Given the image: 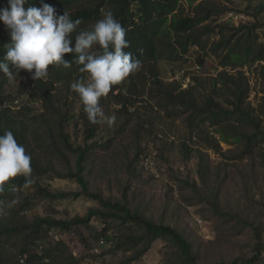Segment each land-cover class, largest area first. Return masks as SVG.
Returning a JSON list of instances; mask_svg holds the SVG:
<instances>
[{
	"label": "trees",
	"instance_id": "trees-1",
	"mask_svg": "<svg viewBox=\"0 0 264 264\" xmlns=\"http://www.w3.org/2000/svg\"><path fill=\"white\" fill-rule=\"evenodd\" d=\"M46 3L53 6L58 14L66 11L75 21L81 20L79 29H88L97 20L103 18L105 11L111 10L114 18L126 29V39L131 47L125 51L140 59L142 68L127 77L119 85L113 86L106 97L100 99V106L105 115L110 116V106H120L113 111L122 120L111 139L101 142L98 135L103 123L92 124L88 121L81 103L78 112V123L81 124L83 145H76L68 133V125L74 119L70 105L66 99L71 84L79 79L87 81L88 73L80 72L82 65L76 63L72 53L64 55L66 61L72 60V67L65 69L59 65H49L48 77L32 80L31 73L25 74L32 86V96L42 102L43 112L37 117L28 118L31 109L21 107L11 95L4 93L8 77L0 72V135L11 130L19 144L24 145L31 156V178L34 183L25 187V177L18 175L8 181L0 191V264H20V257L27 255L25 264H42L36 247L42 245L48 264H80L73 257L62 241H53L51 231L71 232L76 227L89 226L92 220L103 225L95 236L106 237L111 229H118L114 249L128 252L143 245L121 264H131L142 257L151 244L157 239H169L177 248L182 264H199L192 244L176 229L164 224H157L137 211H132L123 200L113 201L102 194L91 191L85 177L87 161L98 149H109L110 144L125 131L130 124L137 142L153 136L155 122L161 119L160 113L168 120L183 118L190 134L196 131L200 139L205 140L209 149L220 152L219 143L239 144L243 149L240 156H251L264 141V97L257 107H252L248 99L249 86L245 74L237 68L264 62V44L258 42L257 24L213 25L212 20L224 14L213 0H191L190 12L184 14L180 8L181 0H28V5L40 7ZM7 0H0V7H5ZM218 36L211 45L213 51L221 53L220 66L223 68L216 77L200 84L198 77H193L190 85L183 89L181 83L174 81L165 83L160 78L161 62L182 59L190 49L196 47L206 50V38ZM75 36V33H73ZM11 39L4 25L0 23V61L6 55ZM75 40L73 38L72 46ZM95 49V46H94ZM202 61H199L201 64ZM15 72V69H12ZM60 85L57 87V85ZM198 88L202 92L197 93ZM24 84L19 88L24 93ZM148 91L147 99L143 96ZM117 92L116 94H114ZM76 96H79L75 93ZM155 104H153L152 100ZM141 102L142 107L130 112V108ZM112 113V112H111ZM45 123L44 130L38 124ZM214 128V136L206 137L203 125ZM77 126V123L75 122ZM42 132L44 137H40ZM44 131V132H43ZM33 140L37 143L32 147ZM191 137L181 143L184 160L191 158ZM37 150L44 153H57L66 157L63 151L75 156L74 168L69 167L65 173L54 169L50 162L43 163ZM165 148L160 149V155ZM43 153V154H44ZM42 154V156H43ZM141 150L139 144L130 166L133 169L138 162ZM224 153H222L223 155ZM199 159V174L204 180L206 163L204 153L200 150L195 155ZM227 157V155H224ZM143 168V167H142ZM135 170V169H134ZM68 179L78 185L76 191H52L41 184V179ZM16 188V191H11ZM85 197L96 201L99 208H91L84 216L71 219H57L52 215L35 216L31 220L26 214L32 210L37 201L77 200ZM214 214L223 218H232L229 213L222 212L214 199L210 201ZM246 224L248 223L245 221ZM138 227L141 233H132ZM255 254L250 258H238L231 262H214L212 264H264L261 254L264 243L255 228Z\"/></svg>",
	"mask_w": 264,
	"mask_h": 264
},
{
	"label": "rangeland",
	"instance_id": "rangeland-1",
	"mask_svg": "<svg viewBox=\"0 0 264 264\" xmlns=\"http://www.w3.org/2000/svg\"><path fill=\"white\" fill-rule=\"evenodd\" d=\"M190 1L181 0L180 8L184 14L190 12ZM213 1L220 10H225L224 14L212 20L213 25L226 24L238 27L257 24L258 42L264 44V0ZM217 39L216 35L206 38L205 51L193 47L182 59L161 62L162 81L165 83L177 81L186 89L190 85H195L192 79L198 77L200 84L205 86L207 79L216 77L223 70L220 66L221 53L211 48ZM199 61H202L201 64ZM237 70L245 74L248 82L247 101L252 107H257L264 97V62L237 68L232 73ZM25 74L27 72L21 70L14 80L8 78L4 93L11 95L21 107L31 109L27 114L28 118L37 117L43 112L42 102L32 96V86ZM22 84L26 89L21 94L19 88ZM199 92H202V88L197 86V93ZM75 93L71 90L66 99L74 117L67 130L71 140L82 146L83 128L77 119L81 101ZM148 95L147 91L143 99L146 100ZM152 102L155 104L153 100ZM139 103L131 108H141L143 105ZM119 108L120 106H110L109 115H114L116 119L111 125L103 123L98 135L101 142L111 139L121 125L122 120L113 113ZM164 116V112H161V119L155 122L153 136L137 142L132 133L134 125L130 124L110 144L109 149H98L91 154L85 171L89 189L113 201L123 200L125 196V201L132 211H137L154 223L176 229L192 244L199 264L231 262L238 258L252 257L256 245L255 228L264 243V141L253 155L240 156L236 160L234 156L239 155L243 146L220 142V152L209 149L205 140L197 136L196 131L190 134L183 118L168 120ZM262 121L264 128V118ZM38 126L44 130L45 123L41 122ZM202 129L205 130L206 137L218 138L214 128L208 124L203 125ZM38 133L41 134L40 137H44L42 132ZM190 137L191 158L185 161L181 143ZM30 140L32 147H36L37 143L32 136ZM138 144L141 154L132 169L129 168L130 160ZM162 147L165 150L160 155ZM197 150L206 155L203 159L206 163L204 180L199 174V159L195 156ZM36 152L43 163L50 162L60 173H65L69 167L74 168L75 156L65 150L64 158L57 153H44L42 150ZM145 157L150 158L153 163L149 170L142 168ZM41 184L52 191L79 189L74 181L68 179L45 177L41 179ZM212 199L222 212L229 213L232 218L214 214L210 204ZM99 207L96 201L85 197L64 201L41 200L35 203L26 216L30 220L35 216L46 215H52L57 219H71L75 216L82 217L89 209ZM1 211L2 207L0 218ZM102 228L103 225L94 219L89 226L76 227L71 232L51 231L50 237L53 241H62L68 252L79 259L80 264H121L138 249L143 248V245H140L128 252L116 251L114 246L119 235L118 229H111L106 237L100 236L97 239L95 236ZM141 232L138 227L132 228L134 234ZM101 239L103 243L100 242ZM261 256L264 258V252ZM131 264L182 263L176 246L169 239H157L142 257Z\"/></svg>",
	"mask_w": 264,
	"mask_h": 264
},
{
	"label": "clouds",
	"instance_id": "clouds-1",
	"mask_svg": "<svg viewBox=\"0 0 264 264\" xmlns=\"http://www.w3.org/2000/svg\"><path fill=\"white\" fill-rule=\"evenodd\" d=\"M25 5L28 0H7V5L0 7V23L12 42L0 61V72L11 80L19 76L21 70L31 73L34 81L46 79L49 65L71 68L72 60L66 61L63 57L72 53L76 63L82 65L79 71L88 73L87 81L79 79L71 84V89L79 95L88 121L92 124L114 123L115 116L105 115L100 99L106 97L113 86L142 68L141 60L125 51L131 47L126 39V29L111 10L105 11L103 18L90 28L79 29L81 20L73 21L66 11L58 14L46 3L40 7ZM31 173V156L24 145L17 142L13 132L5 130L0 135V191L18 175L26 178L24 186L28 187L35 182Z\"/></svg>",
	"mask_w": 264,
	"mask_h": 264
},
{
	"label": "built area",
	"instance_id": "built-area-1",
	"mask_svg": "<svg viewBox=\"0 0 264 264\" xmlns=\"http://www.w3.org/2000/svg\"><path fill=\"white\" fill-rule=\"evenodd\" d=\"M130 112H133L134 109L133 108H130L129 110ZM152 161L150 158L148 157H145L143 158V161H142V166H143V169H146V170H149L152 168ZM11 191H16V188H12ZM102 241H100L101 243H103V239H101ZM36 252L38 253V255L41 257V263L42 264H48L49 263V259L46 258L44 256V249H43V246L42 245H38L36 247ZM26 259H27V255H23L20 257V264H25L26 262Z\"/></svg>",
	"mask_w": 264,
	"mask_h": 264
}]
</instances>
